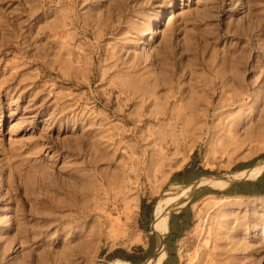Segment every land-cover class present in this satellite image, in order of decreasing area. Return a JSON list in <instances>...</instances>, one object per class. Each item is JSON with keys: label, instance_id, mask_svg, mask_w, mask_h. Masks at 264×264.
<instances>
[{"label": "rangeland", "instance_id": "1", "mask_svg": "<svg viewBox=\"0 0 264 264\" xmlns=\"http://www.w3.org/2000/svg\"><path fill=\"white\" fill-rule=\"evenodd\" d=\"M263 38L264 0H0V264H118L179 187L249 178ZM173 151L196 169L163 185ZM201 184L175 264H264V194Z\"/></svg>", "mask_w": 264, "mask_h": 264}, {"label": "crops", "instance_id": "2", "mask_svg": "<svg viewBox=\"0 0 264 264\" xmlns=\"http://www.w3.org/2000/svg\"><path fill=\"white\" fill-rule=\"evenodd\" d=\"M187 125V123L185 126L182 125L184 137L182 142H199V129L196 130L195 133H188ZM186 136H188V139H185ZM135 142L137 141L135 140ZM175 152L173 151L172 155L165 161L167 165L166 168L169 172L165 171L164 162H160V164H157V167H155L156 173L160 174L153 176V178L161 179L163 185L184 182L192 176L194 169H196L195 167L193 168L191 163L189 164L190 160L185 158L184 153L180 154V151ZM244 162L245 161H241V163ZM254 168L255 167H253V169ZM247 169V165L240 164L238 167L232 166L230 171L243 173ZM253 169L250 171H254ZM139 177L146 180L152 178L146 168L144 174ZM263 184L264 168L258 175L251 174L249 180L240 182L235 190L252 191L254 192L252 195H262L264 194ZM262 189L263 192L261 193L260 190ZM182 218L180 216H174V218L169 219L168 217L167 230L163 234H160L155 228H153V232L146 236L144 241L137 244L135 247L127 248L122 254H113V258L118 262V264H175L174 242L177 238V234H179V232L183 230L187 224V221H183ZM162 240L164 241V245L162 244ZM130 259H134L135 262H132Z\"/></svg>", "mask_w": 264, "mask_h": 264}, {"label": "bare ground", "instance_id": "3", "mask_svg": "<svg viewBox=\"0 0 264 264\" xmlns=\"http://www.w3.org/2000/svg\"><path fill=\"white\" fill-rule=\"evenodd\" d=\"M262 41H264V38L262 39ZM249 134H250V132H247L245 134L244 138H247V136ZM216 138L217 137L211 136L209 141L210 142H217L218 140L216 141ZM263 168H264V162L257 165V167L254 171L243 172L241 174L250 173V175L251 174L258 175ZM232 179H234V178H232L230 176L214 177V178H209V179L201 178V179L196 180L197 182L195 181L196 183L194 185H192L191 187H189L188 189L184 188V187H179L176 192H173V195H170V196L164 198L163 200H161L157 204L156 211H155L154 228L160 234H163L167 230V226H168V214H167V212H168L169 208H176L178 205H181L184 202H186L188 199H190V196L192 194L191 192H193V190L195 188H198L200 186H204L203 184L199 185L201 182H203L205 180H209V183L211 186L221 188V187H224ZM233 264H237V262L233 263Z\"/></svg>", "mask_w": 264, "mask_h": 264}, {"label": "water", "instance_id": "4", "mask_svg": "<svg viewBox=\"0 0 264 264\" xmlns=\"http://www.w3.org/2000/svg\"><path fill=\"white\" fill-rule=\"evenodd\" d=\"M245 172H248V171H245ZM246 180H249V178H248L247 175H244V176H241L240 178H235L234 180L229 181L224 187H221V188L212 187V190L214 189L215 191H218V192L227 193V192L231 191L237 184H239L242 181H246ZM205 186L206 185L200 186L198 188H195L192 193H194L195 191L201 190V188H204ZM183 206H181V207H183ZM162 244L164 245V241L163 240H162Z\"/></svg>", "mask_w": 264, "mask_h": 264}, {"label": "trees", "instance_id": "5", "mask_svg": "<svg viewBox=\"0 0 264 264\" xmlns=\"http://www.w3.org/2000/svg\"><path fill=\"white\" fill-rule=\"evenodd\" d=\"M204 173H206V172H201V173H199V174H204ZM261 191V193L263 192V189L262 190H260ZM252 193H254V192H252V191H243V190H238V189H236L235 191H233L231 194H234V195H250V194H252ZM128 260V259H127ZM132 262H135V260L134 259H130Z\"/></svg>", "mask_w": 264, "mask_h": 264}]
</instances>
